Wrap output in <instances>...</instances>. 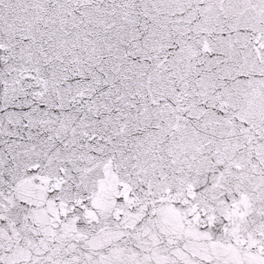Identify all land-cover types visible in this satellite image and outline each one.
Returning a JSON list of instances; mask_svg holds the SVG:
<instances>
[{
	"label": "snow or ice",
	"instance_id": "obj_1",
	"mask_svg": "<svg viewBox=\"0 0 264 264\" xmlns=\"http://www.w3.org/2000/svg\"><path fill=\"white\" fill-rule=\"evenodd\" d=\"M0 264H264V0H0Z\"/></svg>",
	"mask_w": 264,
	"mask_h": 264
}]
</instances>
